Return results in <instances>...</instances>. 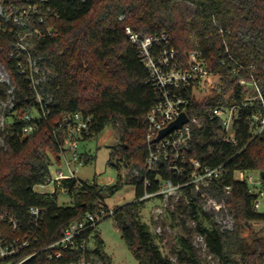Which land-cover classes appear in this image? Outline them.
<instances>
[{"label": "trees", "instance_id": "1", "mask_svg": "<svg viewBox=\"0 0 264 264\" xmlns=\"http://www.w3.org/2000/svg\"><path fill=\"white\" fill-rule=\"evenodd\" d=\"M46 5L57 15H50L44 22L34 18L29 28L52 29V34L38 38L35 46L37 54L44 56L42 65L48 78L38 90L45 103L47 94L51 96L48 102L51 111L47 118H36V129L27 136L22 135L24 117L33 110L41 114V104L34 88L19 73L17 55H11L16 33L0 32V61L15 87L5 146L0 144V211L6 210L27 224L32 205L46 209L40 240L30 251L57 240L70 223L87 213L99 212L103 207L99 199L105 201V194L112 195L122 188L121 174L113 185L99 184L97 178L82 184L74 179L65 180L63 185L73 198L69 205H59L58 193L34 190L49 173L52 159L60 158L59 142L63 133L61 130L54 133V130L62 115L81 111L92 115L94 120L92 131L85 139L110 124L121 130L120 142L112 147L108 164L119 168L112 159L123 161L129 168L127 179L136 187V199L114 208L111 216L126 245L138 264H176L162 253L156 242L157 235L141 218L146 199L140 198L146 191L154 192L159 187L154 175H148L145 170L147 114L156 93L126 27L142 36L167 33L181 53L201 49L216 70L223 71L236 62L253 65L251 72L264 90V0H49ZM224 42L233 57L227 65H222L228 59ZM9 87L0 89V98H6L5 90ZM219 100V97L202 102L194 100L189 114L203 117ZM237 100L238 97L234 99ZM202 121L203 125L193 134L189 154L211 166L225 164L228 172L215 187L219 193H226L225 186H231L227 207L235 224L231 230L221 229L214 215L202 209L201 198L192 195V201L184 204L183 210L195 226L187 230V236L177 238L171 253L178 263L209 264L193 244L192 236L200 234L207 243V252L221 264H264V236L248 224L263 221L264 212L255 207V195L249 191L248 183L236 177V172L241 170L264 171V133L251 138L249 125L244 123L238 143L231 145L224 142V133L217 121L209 118ZM82 157L85 163L93 159L87 149L82 151ZM146 176L152 179L147 187ZM107 206L106 203L104 207ZM245 227L249 229L247 236L242 233ZM95 239L97 258L104 264H115L98 230ZM23 264H49V260L46 252H40Z\"/></svg>", "mask_w": 264, "mask_h": 264}, {"label": "built area", "instance_id": "2", "mask_svg": "<svg viewBox=\"0 0 264 264\" xmlns=\"http://www.w3.org/2000/svg\"><path fill=\"white\" fill-rule=\"evenodd\" d=\"M21 3L11 0H0V32L16 33L14 50L17 55L19 73L36 91L41 104V114L33 115L32 111L24 117L22 135L31 134L37 125L36 118H47L50 113L48 102L51 96L47 94V102L38 90L39 85L47 83V73L43 68L44 56L35 50L37 39L51 35L52 29L45 31L35 27L29 28L34 18L44 22L50 15H57L49 5V0H21ZM122 18V17H121ZM18 27L16 30L15 27ZM126 32L131 41L137 46L140 57L149 72L148 81L152 83L156 93V100L147 114L148 130L146 141L148 155L145 162L146 173L153 174L159 182L154 192L146 191L140 198L149 199L154 196L162 198V205L172 201L174 204L184 201L189 204L193 196L201 198L202 209L212 213L215 217L224 218L230 214L226 205L227 197L219 198L216 187L228 169L225 164L211 166L189 154L194 132L203 125V118H209L219 123L224 142L235 145L239 141V131L242 134L243 125H249L248 133L251 138L264 133V90L259 79L251 69L253 65L236 62V65L220 71L213 68L201 49L187 50L181 53L172 44L167 33L149 34L142 36L130 26ZM220 32H223L221 29ZM227 61L233 57L224 42ZM10 86L6 91V98H0V144L5 146V134L8 132V112L14 107V85L5 65L0 61V89ZM12 95V104L8 106L6 100ZM211 97L220 98L219 102L207 109L203 117L190 115L189 110L193 101L202 102ZM238 97L237 101H234ZM11 101V99L9 100ZM182 113L188 120L182 127L174 129L157 140L161 130L176 120ZM94 120L92 115L81 111L65 112L54 133L61 130L62 141L59 142L60 158H53L49 173L43 182L34 186L40 193H58L68 195V189L63 185L65 180L74 179L78 184L91 182L83 180L77 175L80 165L84 164L80 149L85 136L92 131ZM134 173L139 174L138 170ZM164 173L169 174L165 177ZM259 171L257 177L249 175L248 171L236 172V177L246 181L249 191L255 195L254 205L258 209L261 198L264 197V177ZM176 178L179 181L174 182ZM152 179L145 177V186H149ZM231 186H225L228 193ZM191 193V196H190ZM225 193V192H224ZM193 195V196H192ZM102 202L99 212H89L80 220L70 223L62 232L60 238L49 242L41 248L30 250L40 240V232L45 220L46 209L39 205H32L29 210V223L9 213L0 211V264H23L32 256L46 252L49 264H104L95 255V231L103 219L111 217L114 208L106 201ZM163 207L155 208L156 217L161 216ZM233 218V216H232ZM234 219V218H233ZM228 221V220H226ZM235 224V223H234ZM234 224H227L224 220L221 229L231 230ZM158 225V224H157ZM158 230L161 226L158 225ZM196 244L200 255L211 264H221L213 254L207 252L205 238L196 234ZM176 264L177 258H171Z\"/></svg>", "mask_w": 264, "mask_h": 264}, {"label": "rangeland", "instance_id": "3", "mask_svg": "<svg viewBox=\"0 0 264 264\" xmlns=\"http://www.w3.org/2000/svg\"><path fill=\"white\" fill-rule=\"evenodd\" d=\"M10 99L11 101H9ZM12 99V95L8 96V99L6 100L8 106L12 104ZM9 113L10 112H8L7 117L8 124H10L11 121ZM32 113L35 116H39L37 110H33ZM120 138L121 130L110 124L97 135L82 141L80 147L81 151L87 149L93 156V159L90 162L79 166L77 175L81 179L93 181L94 178H97L96 180L99 184L113 185L116 183L118 175L121 174L123 183L122 188L112 195L105 194V201L111 208L123 206L136 199V187L127 179L129 168L118 158H113L112 161L114 164H119V168L108 164L111 157L112 147L120 142ZM258 173L259 170L248 171V174L253 175L254 178L257 177ZM215 191L219 198L225 199L227 197L226 199H228L227 193H219L217 190ZM58 203L59 205H69L73 203V198L62 194L59 195ZM162 203V198L159 196L144 200L141 208V218L144 222L149 224L150 230L157 235L156 242L160 246L162 253L171 258H175L171 253V250L176 246L177 238L183 235L187 236V230L194 228L195 222L187 217L186 212L183 210L185 204L184 201H181L180 203L176 202L174 204L175 207H172V201L167 205H162ZM179 204H181L180 207ZM158 206H162L164 212L161 216H158V219H155V208ZM258 210L264 212V197L261 198ZM214 218L220 226L223 225L224 220L227 224L235 223L231 213L227 214L224 218H221V216H214ZM183 220H185V225ZM157 224L161 226L160 231L158 230ZM248 224L251 225L258 234L264 236V220L253 221ZM97 230L105 241L106 251L111 255L115 264H138L133 252L123 240L120 229L112 217L103 219ZM242 233L247 236L249 234V229L247 227L243 228ZM196 237V234L192 236L193 243L195 244ZM209 264L211 263L209 262Z\"/></svg>", "mask_w": 264, "mask_h": 264}, {"label": "water", "instance_id": "4", "mask_svg": "<svg viewBox=\"0 0 264 264\" xmlns=\"http://www.w3.org/2000/svg\"><path fill=\"white\" fill-rule=\"evenodd\" d=\"M188 120V116L185 113H182L176 120L170 123L166 128L161 130L160 134L157 137V140L164 137L174 129L182 127V125ZM261 175L264 177V171H262Z\"/></svg>", "mask_w": 264, "mask_h": 264}]
</instances>
